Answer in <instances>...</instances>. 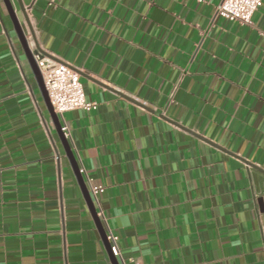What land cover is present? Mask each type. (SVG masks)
Returning <instances> with one entry per match:
<instances>
[{
	"label": "crops",
	"instance_id": "obj_1",
	"mask_svg": "<svg viewBox=\"0 0 264 264\" xmlns=\"http://www.w3.org/2000/svg\"><path fill=\"white\" fill-rule=\"evenodd\" d=\"M10 2L94 103L59 121L119 264H264V0ZM0 264H112L3 0Z\"/></svg>",
	"mask_w": 264,
	"mask_h": 264
},
{
	"label": "built area",
	"instance_id": "obj_2",
	"mask_svg": "<svg viewBox=\"0 0 264 264\" xmlns=\"http://www.w3.org/2000/svg\"><path fill=\"white\" fill-rule=\"evenodd\" d=\"M262 2L263 0H220L215 12L216 15L226 20L249 24L253 13L262 6ZM35 59L51 105L59 118L62 117L64 112L69 110L83 109L90 111L93 108L94 103L86 99L79 74L75 69L63 61H55L47 56H42L41 58L35 56ZM61 130L65 138L69 139L70 131L67 125H61ZM79 172L88 183V190L98 216L104 220L99 207V194L103 191V187L91 182L83 166H79ZM106 236L110 243L112 254L119 257L117 236L109 228L106 230Z\"/></svg>",
	"mask_w": 264,
	"mask_h": 264
},
{
	"label": "water",
	"instance_id": "obj_3",
	"mask_svg": "<svg viewBox=\"0 0 264 264\" xmlns=\"http://www.w3.org/2000/svg\"><path fill=\"white\" fill-rule=\"evenodd\" d=\"M4 2V5L6 7V10H7V13H8V16L10 17V20L12 22V25H13V28H14V31L18 37V40H19V43L21 45V50L22 52L24 53V56L28 62V65L31 69V72L33 74V77L38 85V88L40 90V93L42 95V98L44 100V103L46 105V108L49 112V115L51 117V120L54 124V127L58 133V136H59V139L62 143V146L66 152V156H67V159L71 165V168H72V171L74 173V176L76 178V181L78 182L80 188L82 189V192H83V195H84V199L86 201V204H87V207L89 209V212L95 222V225L97 227V230L101 236V239L105 245V248L107 250V253H108V256H109V259L111 261L112 264H119V261H118V258L116 256H114L110 250V243L109 241L107 240V236H106V231L103 227V224L100 220V218L97 216V211H96V208L94 206V203L91 199V196H90V193H89V190H88V187L86 186L85 182H84V178L83 176L80 174L79 172V167H78V164H77V161H76V158L72 152V149H71V146L68 142V139L65 138L62 130H61V123L59 121V117L58 115L55 113L52 105H51V102H50V99L48 97V93H47V90L44 86V82H43V78H42V75L40 73V70L38 68V65H37V61L35 59V56H37L38 58H41L42 56H45V54L43 52H41L38 47H31L29 45V42L28 40L26 39V36H25V33L24 31L22 30V27L20 25V22L17 18V15L13 9V6L10 2V0H3Z\"/></svg>",
	"mask_w": 264,
	"mask_h": 264
}]
</instances>
